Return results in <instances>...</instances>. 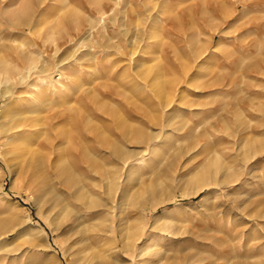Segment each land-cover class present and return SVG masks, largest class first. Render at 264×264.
Masks as SVG:
<instances>
[{
  "label": "rangeland",
  "instance_id": "374dc122",
  "mask_svg": "<svg viewBox=\"0 0 264 264\" xmlns=\"http://www.w3.org/2000/svg\"><path fill=\"white\" fill-rule=\"evenodd\" d=\"M27 64L36 73L18 85L16 109L34 121L51 183L64 165L106 188L108 220L123 232L107 262L264 264V0H0L2 73ZM12 101L1 98L0 118ZM4 138L0 186L46 237L30 252L26 224H2L0 264H73L72 226L52 228L7 165ZM112 146L132 156L125 166ZM217 157L236 178L199 188Z\"/></svg>",
  "mask_w": 264,
  "mask_h": 264
},
{
  "label": "bare ground",
  "instance_id": "6f19581e",
  "mask_svg": "<svg viewBox=\"0 0 264 264\" xmlns=\"http://www.w3.org/2000/svg\"><path fill=\"white\" fill-rule=\"evenodd\" d=\"M27 65L29 67L24 68V71L22 70L21 74H14V72L13 74H9L7 73L8 71H3L2 73L3 66L0 65V100L1 98L10 97L13 99L12 103H10L11 105L8 104L2 109L0 118V130L2 131V136L6 138V143L4 145L6 150V163L11 170L16 172V179L20 181L23 190L32 196L34 202L43 213L48 214L47 219L50 221V225L54 230L64 226H72L65 232V242L69 244L70 250L72 251L73 264H94L96 260L99 261L100 264H113V260H111V262L106 261L107 256L105 253L111 252L112 255H115L118 251H122L120 242L123 232L119 229L121 225H119V227L117 226V224H119L118 218H116L117 221H111L112 219L110 221L108 220L109 211L105 210L106 204L104 206L100 198V193H103L106 188H104L105 190L103 191L98 189L97 186L93 185L92 180H90L88 184L84 185L82 181L77 176L72 174L71 171H69V169L64 165L61 167L60 172L56 175V182L51 183L49 181V176L54 167L45 165L31 143L30 130L34 127V121L24 109L19 111L16 109V101L19 96L18 85H27V82L30 81L33 76L32 73H36L35 66H31L29 64ZM24 66L25 65H23V67ZM140 114L144 115L143 112H140ZM123 136L126 137L124 134ZM156 139V135H154L151 139H149V142L151 143ZM252 147L253 146H250V148ZM111 148L112 153L109 154L114 156L113 159L116 158V160L122 162L123 166H125L132 157L130 153H127L121 147L112 146ZM243 148H240V151L241 149L243 150ZM256 154L257 152H255L253 156ZM221 161L222 158L217 157L207 168H204L199 173L197 176V180L200 184L199 188L214 185L215 189L221 191L233 182L236 178V173L230 172L231 168L222 164ZM89 164L90 163H88V165ZM93 165V163L89 165L91 168H87L86 170L91 171L94 177H101V175H99V167L96 168L97 164ZM222 171H225L226 174L223 180L217 181L216 176L219 173L221 174ZM2 175L3 169L0 166V181H2ZM98 180L103 182L102 177ZM9 199L10 198L7 193L4 191V185L2 182V185L0 186V216L3 215L5 220L0 221V226H2V224L5 225V223H9L10 221H23L21 224H26L25 229H23V231H19L18 233L19 235L23 233L28 235L29 240L28 242H25V244L28 245V248L30 249L28 251L32 252L36 249L37 239H43L46 237L45 231L41 228L42 226L40 227V225H35L30 217H25L18 210L14 209V207H17V204H20L17 200L10 205ZM119 209L122 210L121 208H118V210ZM258 217L260 218L262 216ZM79 218L80 221L77 222ZM30 226L32 229L29 228ZM30 230H34L37 233V237L31 235ZM143 235L144 234L141 233L139 237ZM136 240H132L134 243L132 242L133 244H130V250H133L136 247ZM5 241L8 242L5 238L0 239V249H2V245ZM43 242L44 240H42V243ZM152 246L153 245H147L146 243L142 248H140V253L152 248ZM24 247V249L27 248L26 246ZM51 251L53 252V250ZM157 255L158 253H156L154 257L156 258ZM51 258L52 260L50 262L56 264L55 257L52 256ZM42 260H44V258ZM155 260L156 259H151L145 263H138L136 260H132L131 262L132 264L160 263V261L156 262Z\"/></svg>",
  "mask_w": 264,
  "mask_h": 264
}]
</instances>
